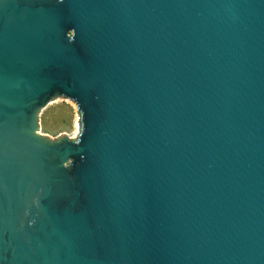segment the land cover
Wrapping results in <instances>:
<instances>
[{
	"label": "water",
	"instance_id": "obj_1",
	"mask_svg": "<svg viewBox=\"0 0 264 264\" xmlns=\"http://www.w3.org/2000/svg\"><path fill=\"white\" fill-rule=\"evenodd\" d=\"M0 264H264V0H0Z\"/></svg>",
	"mask_w": 264,
	"mask_h": 264
},
{
	"label": "rangeland",
	"instance_id": "obj_2",
	"mask_svg": "<svg viewBox=\"0 0 264 264\" xmlns=\"http://www.w3.org/2000/svg\"><path fill=\"white\" fill-rule=\"evenodd\" d=\"M79 127L74 102L64 96L51 98L38 112V131L50 139L59 134L71 138Z\"/></svg>",
	"mask_w": 264,
	"mask_h": 264
}]
</instances>
